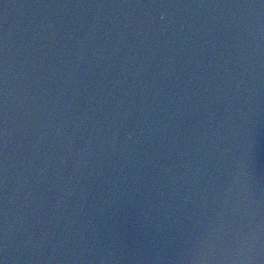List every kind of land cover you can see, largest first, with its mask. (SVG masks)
<instances>
[{
    "label": "water",
    "instance_id": "water-1",
    "mask_svg": "<svg viewBox=\"0 0 264 264\" xmlns=\"http://www.w3.org/2000/svg\"><path fill=\"white\" fill-rule=\"evenodd\" d=\"M4 264H264V0H0Z\"/></svg>",
    "mask_w": 264,
    "mask_h": 264
},
{
    "label": "snow or ice",
    "instance_id": "snow-or-ice-1",
    "mask_svg": "<svg viewBox=\"0 0 264 264\" xmlns=\"http://www.w3.org/2000/svg\"><path fill=\"white\" fill-rule=\"evenodd\" d=\"M0 264H4L3 260H0Z\"/></svg>",
    "mask_w": 264,
    "mask_h": 264
}]
</instances>
